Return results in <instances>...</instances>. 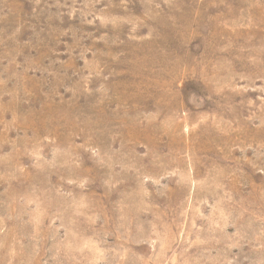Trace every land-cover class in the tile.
Returning <instances> with one entry per match:
<instances>
[{"label": "rangeland", "instance_id": "rangeland-1", "mask_svg": "<svg viewBox=\"0 0 264 264\" xmlns=\"http://www.w3.org/2000/svg\"><path fill=\"white\" fill-rule=\"evenodd\" d=\"M0 264H264V0H0Z\"/></svg>", "mask_w": 264, "mask_h": 264}]
</instances>
